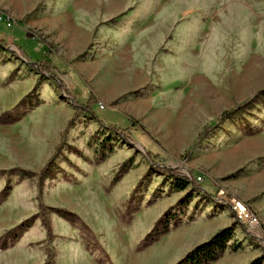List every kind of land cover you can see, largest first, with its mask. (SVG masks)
<instances>
[{
  "label": "rangeland",
  "instance_id": "rangeland-1",
  "mask_svg": "<svg viewBox=\"0 0 264 264\" xmlns=\"http://www.w3.org/2000/svg\"><path fill=\"white\" fill-rule=\"evenodd\" d=\"M0 12L12 19L0 22L9 47L0 49V117L26 113L0 124V192L8 181L11 187L0 203V246L7 231L29 220L18 241L7 238L0 264H59L74 242L98 264H178L227 227L230 243L242 246L209 264L258 257L264 264V99L223 116L264 89V0H0ZM18 47L31 62L51 60L82 103L93 90L95 114L127 130L128 140L80 113L57 151L75 107ZM147 153L203 176L216 198L192 186L174 190L150 169ZM52 157L53 174L41 188L39 173ZM232 199L257 221L240 222ZM41 203L78 217L52 212L48 239ZM169 216L180 222L141 249Z\"/></svg>",
  "mask_w": 264,
  "mask_h": 264
},
{
  "label": "trees",
  "instance_id": "trees-1",
  "mask_svg": "<svg viewBox=\"0 0 264 264\" xmlns=\"http://www.w3.org/2000/svg\"><path fill=\"white\" fill-rule=\"evenodd\" d=\"M8 43L0 39V49H8ZM18 51L21 55L22 58L26 59L28 62H31L32 59L30 56L21 48L18 47ZM16 54V52H14ZM41 65V71H38L40 74H47L49 76V79L53 81V83L56 85L58 90L60 91L61 94H64L65 96L68 97V100L70 103H72L75 107V114L74 116L69 120L67 127L63 131L60 139V143L56 147L57 151H60L62 146L64 145L66 141V135L68 132V128L70 125L73 124V120L75 119V116L82 113L84 116L96 120L101 126L106 127L107 130L112 134H117L119 137L123 139H127L128 136V131L123 130L117 126L113 125H108L105 123L102 119H100L94 112L93 107L98 101L97 95L94 93L93 90L90 91V96L87 101V103H82L79 98L75 97L70 90V88L66 85L64 79L60 77V75L55 71L56 66L54 63L50 61L46 62H40ZM41 79H37L34 88L32 89L31 92H35L40 85ZM264 99V89L258 91L250 100H248L246 103H243L233 110L224 113L223 116L226 118H230L234 115H237L239 113H242L245 111L248 107L251 106L253 102H256L257 100ZM26 115L25 112H17V113H11L7 112L4 113L0 117V124H13L19 120H21L24 116ZM143 128V127H142ZM107 140H110V137H107L103 141H101V147L104 148L105 142ZM128 140V139H127ZM130 142V140H129ZM104 150V149H101ZM146 156L148 157L150 163H151V170L155 172H159L160 174H163L167 176L171 180V186L173 187L174 190L176 191H182L187 189L189 186H192L195 188L197 191L200 192V194L204 198L208 199H215L217 193H211L208 192L204 189V186L202 184V181L198 180V176H192L190 177L187 175L180 167H171V166H166L162 165L159 163L160 157L157 155H152L151 153H147ZM158 160V163L155 161ZM164 160V159H163ZM53 165H54V157H52L43 167V169L40 171V187L42 188V181L44 176L46 175H51L53 174ZM16 171H18L21 175L25 177H31L32 175L36 174L33 171L26 170L24 168H17ZM121 171L122 169L118 172L116 179L114 180L113 183L117 181V179L121 176ZM11 187L9 185V181L7 182L6 186L3 188V190L0 192V203L5 201L7 198L9 191ZM230 208V207H229ZM52 212H55L59 214L60 216L66 218V219H74L77 218L78 215L77 213L69 210L68 208L65 207H47L45 204L40 205V213L39 216L42 217V223L44 224L46 230H47V237L48 239H52L54 234H53V229H52V223H51V218L50 214ZM234 214V212L232 211ZM174 216V215H173ZM174 223L177 225L180 221L174 220L172 216H169L168 218H160L154 228L149 232L145 238L142 240L141 244V249L148 247L149 245L153 244L161 236L166 234L169 230V225ZM238 223V222H237ZM29 226V220L24 221L23 223L17 225L16 227L10 229L9 231L6 232L5 235H3V244L0 246V249H5L7 248V243L6 240L8 237H11V241H18L21 232ZM233 228L232 227H227L221 229L216 235L213 236V238L209 241L203 242L201 244H198L195 246L191 251H189L182 260L178 262V264H209L211 262L216 261L218 258H220L224 252L227 249H230L233 252L238 251L241 248L240 243H230L231 239L233 237ZM250 239L254 243H260V239L255 237V235H252ZM263 258L258 257L256 258L252 264H262ZM44 264H53L51 262L44 263Z\"/></svg>",
  "mask_w": 264,
  "mask_h": 264
},
{
  "label": "crops",
  "instance_id": "crops-1",
  "mask_svg": "<svg viewBox=\"0 0 264 264\" xmlns=\"http://www.w3.org/2000/svg\"><path fill=\"white\" fill-rule=\"evenodd\" d=\"M193 245L191 247H193ZM191 247L190 249H192ZM59 259V264H98L77 242H74L71 245L66 244L64 249H62L61 254L59 255Z\"/></svg>",
  "mask_w": 264,
  "mask_h": 264
},
{
  "label": "built area",
  "instance_id": "built-area-1",
  "mask_svg": "<svg viewBox=\"0 0 264 264\" xmlns=\"http://www.w3.org/2000/svg\"><path fill=\"white\" fill-rule=\"evenodd\" d=\"M0 22L10 26L12 23V19H10L7 16L5 17L3 13L0 12ZM198 179L202 181L203 176H198ZM219 193H220L219 200H224L223 197L225 196V192L221 190ZM230 204L232 209L234 210L235 216L238 217L240 222H248L253 224L257 221L256 216L253 213H251L248 207L240 200L232 199Z\"/></svg>",
  "mask_w": 264,
  "mask_h": 264
},
{
  "label": "water",
  "instance_id": "water-1",
  "mask_svg": "<svg viewBox=\"0 0 264 264\" xmlns=\"http://www.w3.org/2000/svg\"><path fill=\"white\" fill-rule=\"evenodd\" d=\"M22 59H23V61H25L29 65H31V66H33V67H35V68L40 70L39 63H37V62H28L26 59H24V58H22Z\"/></svg>",
  "mask_w": 264,
  "mask_h": 264
}]
</instances>
